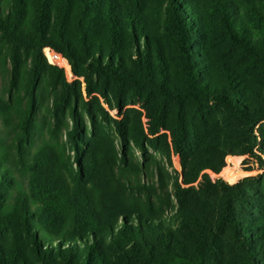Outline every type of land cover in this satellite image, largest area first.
<instances>
[{
    "label": "trees",
    "instance_id": "obj_1",
    "mask_svg": "<svg viewBox=\"0 0 264 264\" xmlns=\"http://www.w3.org/2000/svg\"><path fill=\"white\" fill-rule=\"evenodd\" d=\"M0 264H264V0H0Z\"/></svg>",
    "mask_w": 264,
    "mask_h": 264
},
{
    "label": "rangeland",
    "instance_id": "obj_2",
    "mask_svg": "<svg viewBox=\"0 0 264 264\" xmlns=\"http://www.w3.org/2000/svg\"><path fill=\"white\" fill-rule=\"evenodd\" d=\"M70 76V73H68ZM240 157L239 161L231 160L228 158L227 167L234 172L233 175H236V182L244 177L258 175L261 173V168L258 160L256 158L245 157V156H236ZM175 169L181 172V168L179 167V160L173 158ZM248 169H252V172L247 171Z\"/></svg>",
    "mask_w": 264,
    "mask_h": 264
},
{
    "label": "built area",
    "instance_id": "obj_3",
    "mask_svg": "<svg viewBox=\"0 0 264 264\" xmlns=\"http://www.w3.org/2000/svg\"><path fill=\"white\" fill-rule=\"evenodd\" d=\"M45 55H46V57L48 58V60H49V62H50L51 64L58 65L59 67L64 68V69L66 70V72L68 71L66 67H63L61 64H59V63H54V62L52 61V60H57L58 58H62V60L65 59V60L68 62V60H67L66 58H64L63 55L57 53L56 51H54V50L51 49V48H46V49H45ZM68 64H69V62H68ZM69 66H70V65H69ZM71 72H72V71H71ZM68 73H69V71H68ZM67 76H68V74H67ZM68 79H69V80H73V79H74L72 73H70V76H68ZM174 158H175V159H178L177 156H175ZM223 172H224V171H223ZM223 172H222V173H223ZM261 172H262V170H261ZM222 173L219 174V175H215V174H213V173H211V172H208V174L211 176V178H212L213 180H216V179H223V180L227 181V180L225 179V177L222 175Z\"/></svg>",
    "mask_w": 264,
    "mask_h": 264
}]
</instances>
